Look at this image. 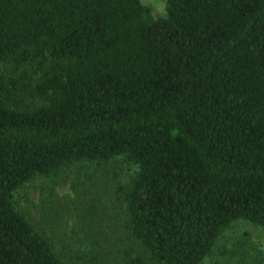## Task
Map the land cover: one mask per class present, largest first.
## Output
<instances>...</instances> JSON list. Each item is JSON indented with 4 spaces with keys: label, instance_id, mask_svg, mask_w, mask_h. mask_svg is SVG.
I'll return each instance as SVG.
<instances>
[{
    "label": "trees",
    "instance_id": "trees-1",
    "mask_svg": "<svg viewBox=\"0 0 264 264\" xmlns=\"http://www.w3.org/2000/svg\"><path fill=\"white\" fill-rule=\"evenodd\" d=\"M164 1L0 0V264H73L14 192L117 157L128 243L77 225L86 264H201L264 229V0Z\"/></svg>",
    "mask_w": 264,
    "mask_h": 264
},
{
    "label": "rangeland",
    "instance_id": "rangeland-1",
    "mask_svg": "<svg viewBox=\"0 0 264 264\" xmlns=\"http://www.w3.org/2000/svg\"><path fill=\"white\" fill-rule=\"evenodd\" d=\"M155 17L164 16V0H140ZM31 72V69H30ZM32 73V72H31ZM36 80L37 75L31 74ZM122 157L109 162H80L62 166L55 176H37L14 192L15 204L35 227L48 235L54 246L73 264H86L80 252L77 225L92 224L91 234L101 230L111 247L123 249L128 239L121 227L124 203L117 186L133 173ZM54 214H56L54 216ZM58 214L61 215L59 219ZM83 216L87 219L84 222ZM56 219L60 220L56 222ZM70 245L73 252L67 251ZM78 251V252H77ZM89 256V255H88ZM254 257L264 264V229L244 220L226 228L210 255L201 264H231Z\"/></svg>",
    "mask_w": 264,
    "mask_h": 264
}]
</instances>
